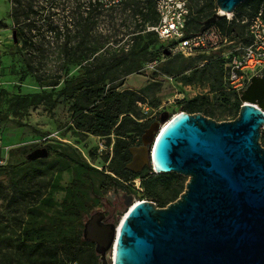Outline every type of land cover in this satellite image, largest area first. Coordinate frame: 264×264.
Segmentation results:
<instances>
[{"label": "rangeland", "instance_id": "374dc122", "mask_svg": "<svg viewBox=\"0 0 264 264\" xmlns=\"http://www.w3.org/2000/svg\"><path fill=\"white\" fill-rule=\"evenodd\" d=\"M32 1L34 10L39 12H32L30 20L41 21L48 28L50 22L70 23L73 15L80 11L81 2L86 0ZM206 1L189 0L196 16L197 9ZM212 12H207L202 18ZM236 16L239 21L234 28L235 42L232 46L208 55L164 58L154 69L146 66L129 76H120L110 82L109 87H116L117 92L132 91L137 94L140 98L139 120L151 122L146 130L155 124L161 129L166 124L162 122L163 117L172 119L185 112L181 103L194 100L213 113H202L208 118L220 123L235 120V106L237 102L242 106L243 102L239 94L224 87L222 64L232 52H239L248 45L246 25L242 23L247 17L242 14ZM224 18L230 23L229 16ZM140 20L132 7H122L110 12L106 19L97 21L92 33L94 38L108 34L109 49L125 48L129 51L136 37L154 32V26L148 25L146 32H141ZM13 28L11 2L0 0V229L5 230L0 235V261L9 257L15 261L12 264H29L21 246L38 243L64 248L65 244L73 243L77 238L83 240L85 222L95 212L107 207L106 202L111 195L120 198L129 194L135 198L134 201H152L161 208L150 194L162 197L166 191L158 184L150 194L147 192L143 176L151 174L146 171L149 167L144 168L136 178L119 179V186L112 181L118 178L110 167L114 158L110 148L116 142L115 134L112 132L104 137L88 132L87 122L80 120L77 123L78 118L71 111L72 101L61 94L64 81L82 74L81 66L68 67L63 50L56 44L58 39L53 37L54 33H46L45 52L34 65L35 76L40 78L38 81L34 75L27 73L26 57L34 56V53L21 51V44L16 46ZM45 29L43 27L42 30ZM152 39L151 50L168 44L156 37ZM91 46L95 47L96 43ZM104 50H99L95 57ZM58 78H61L60 83L54 86ZM27 95L39 97L26 109L14 102L16 97ZM142 112L150 113L145 117ZM157 133L154 131V139L147 145L143 136L136 137L134 147L146 146L151 152ZM261 144L264 147L262 137ZM44 147L61 152L76 163L60 157L33 162L27 160L30 153ZM22 163L25 165L17 171L7 169ZM163 175L169 186L182 183L186 188L188 178L176 174ZM119 210L112 215V224L119 225L123 219L124 206H120ZM87 248L95 252V247L88 243ZM112 250L107 254L109 264H114ZM60 256L66 261L63 253ZM97 262L102 264L99 255Z\"/></svg>", "mask_w": 264, "mask_h": 264}, {"label": "water", "instance_id": "95a60500", "mask_svg": "<svg viewBox=\"0 0 264 264\" xmlns=\"http://www.w3.org/2000/svg\"><path fill=\"white\" fill-rule=\"evenodd\" d=\"M248 1L216 0L218 11L200 33ZM13 37L17 43L15 32ZM165 54L171 55L168 49ZM240 96L243 104L233 121L181 112L163 117L161 129L155 124L145 131V145L158 132L152 151L132 148L127 168L137 173L149 167L188 183L164 208L130 200L119 225L93 214L83 238L96 245L102 264H109L112 249L114 264H264V76H254ZM47 158L44 147L27 160Z\"/></svg>", "mask_w": 264, "mask_h": 264}, {"label": "trees", "instance_id": "16d2710c", "mask_svg": "<svg viewBox=\"0 0 264 264\" xmlns=\"http://www.w3.org/2000/svg\"><path fill=\"white\" fill-rule=\"evenodd\" d=\"M79 0H76V2ZM11 2V21L13 24V32L17 36V44L22 45L21 51L28 52L33 55L26 57L27 73L34 75L36 73L35 63L38 57L42 56L45 50L46 33H54L57 46H59L66 57V63L70 66H81L82 74L78 77H72L70 80L64 81V89L61 94L72 101L71 111L75 117L87 122L89 127L86 130L96 136H109L113 132L116 136L114 147V158L110 163L111 172L118 178L112 179L116 185H120L119 179L129 180L136 178L141 174H134L126 167L131 162L132 157L130 149L135 145L136 137H141L150 125V121L140 122L138 114L139 97L135 92L124 91L117 92L116 87H109V83L117 80L120 76H129L140 71L143 67L153 61H163L164 58L170 59L172 55L167 56L165 50L168 46H162L157 50H151L150 44L154 37L158 38L155 32H146V27L156 26L159 22V15L156 10V4L152 0H124L118 5L106 4L104 0H86L82 1L80 11L73 15V20L68 23L64 22L56 24L50 22L48 28L41 21H31L30 14L39 11L34 10L32 0H10ZM189 3V0H188ZM84 7L83 10H81ZM133 8V12L140 17L141 32H146L135 38L134 46L129 51L125 48L109 49L108 34H100L99 38H94L92 28L101 18L108 17L110 12H114L119 8ZM191 10L190 18L187 24V36L200 33L203 23L217 13L218 8L214 0H207L204 5L197 9V16L194 14L193 8L189 3ZM211 15L205 16L207 12ZM262 12L264 17V0H250L243 3L235 13L252 18ZM206 19V20H205ZM107 20H110L109 18ZM236 19L227 22L226 18L218 20L213 26L217 27L224 35L235 42ZM43 27L46 29L42 30ZM247 29V25H246ZM234 35V36H233ZM35 39H38L35 41ZM52 39V38H51ZM50 43V42H49ZM96 46H91V44ZM250 43V39H247ZM108 44V46H107ZM84 48V50L82 49ZM105 49L102 53L95 55L99 50ZM36 51V52H33ZM100 52V51H99ZM213 53V52H212ZM211 54V53H209ZM200 55H208L201 53ZM195 57V56H193ZM229 60L225 59L222 64V72L224 76V87L228 90L225 81L224 65ZM85 63V64H84ZM84 64V65H83ZM40 81L39 76H35ZM61 78H58L54 86L59 85ZM222 83V82H221ZM39 95H27L16 97L14 102L23 109L35 103V99ZM184 111L190 114L207 112L213 113L206 109L204 105L198 101L182 102ZM237 114L239 116L241 103L236 104ZM140 110L142 107L140 106ZM150 113V112H149ZM148 112H142L143 116L148 117ZM143 119V118H142ZM80 127V126H79ZM80 129V128H79ZM264 140V135H262ZM110 142V140H109ZM60 157L72 163H76L72 158L65 154L51 149L49 158ZM25 163L13 166L11 169L17 171L21 169ZM91 169V168H88ZM92 170V169H91ZM147 173L143 176L144 186L150 194L152 189H156L161 184L166 191V195L158 197L157 194H150L156 198L160 207L164 208L170 202H175L179 196L185 191L182 183L175 186H169L165 183L164 175L154 173L151 168L146 169ZM12 191L13 188H10ZM5 230L0 229V235ZM89 245V244H88ZM25 252L26 261L29 264H66L67 262H77L78 264H97V254L93 249L87 248V243L77 238L73 243L65 244L64 248L59 246H45L43 244L32 243L24 244L20 247ZM64 254L65 258L60 256ZM15 262L9 257H4L0 264H12ZM17 264H24L17 262Z\"/></svg>", "mask_w": 264, "mask_h": 264}, {"label": "built area", "instance_id": "2783aa9c", "mask_svg": "<svg viewBox=\"0 0 264 264\" xmlns=\"http://www.w3.org/2000/svg\"><path fill=\"white\" fill-rule=\"evenodd\" d=\"M108 6L118 5L124 0H104ZM156 4L159 22L153 31L160 40L168 42L167 49L172 56L193 57L201 53H212L234 44L217 27L211 26L203 33L187 36V24L190 18L188 0H152ZM230 21L238 18L230 14ZM247 25L250 43L241 51L231 53L224 65L225 81L228 88L241 94L249 86L254 76H264V17L262 12L242 21ZM239 50L236 49V51ZM159 61H153L147 68L154 69ZM146 201V200H143ZM138 203V201H134ZM114 258V255H113ZM66 264H78L67 262Z\"/></svg>", "mask_w": 264, "mask_h": 264}, {"label": "flooded vegetation", "instance_id": "af4514ba", "mask_svg": "<svg viewBox=\"0 0 264 264\" xmlns=\"http://www.w3.org/2000/svg\"><path fill=\"white\" fill-rule=\"evenodd\" d=\"M114 134V133H112ZM110 136V135H109ZM116 143V142H115ZM115 143L114 145L112 146V148H110L112 151H113V155H114V147H115ZM134 147V146H133ZM48 150H49V156H50V151H51V148L47 147ZM131 150V149H130ZM131 152V151H130ZM132 161V160H131ZM128 169V168H127ZM129 170V169H128ZM145 169L139 171V172H133L134 174H142V172L144 171ZM130 200L134 201L135 198L132 196V195H129V194H124L122 195L120 198L117 197V195L113 194L111 195L108 199H107V207L104 208L103 211H97L95 213H103L104 214V217H105V220L103 221L104 224H112L110 222L111 218H112V215L116 214L117 212H120L119 208L120 206H124V214H125V210H126V203L129 202ZM94 213V214H95ZM87 222V221H86ZM85 222V223H86ZM85 226V225H84ZM84 240V238H83ZM85 241V240H84ZM87 242L88 244L96 247V245L94 243H91V242H88V241H85Z\"/></svg>", "mask_w": 264, "mask_h": 264}, {"label": "bare ground", "instance_id": "6f19581e", "mask_svg": "<svg viewBox=\"0 0 264 264\" xmlns=\"http://www.w3.org/2000/svg\"><path fill=\"white\" fill-rule=\"evenodd\" d=\"M230 14H227V16H229ZM152 151V150H151ZM115 253V249L112 250V254L114 255Z\"/></svg>", "mask_w": 264, "mask_h": 264}]
</instances>
